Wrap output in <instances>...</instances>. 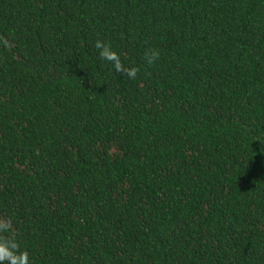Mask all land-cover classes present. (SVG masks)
I'll use <instances>...</instances> for the list:
<instances>
[{"label":"trees","instance_id":"16d2710c","mask_svg":"<svg viewBox=\"0 0 264 264\" xmlns=\"http://www.w3.org/2000/svg\"><path fill=\"white\" fill-rule=\"evenodd\" d=\"M262 148L264 0H0V217L30 264H264Z\"/></svg>","mask_w":264,"mask_h":264},{"label":"clouds","instance_id":"9594fccd","mask_svg":"<svg viewBox=\"0 0 264 264\" xmlns=\"http://www.w3.org/2000/svg\"><path fill=\"white\" fill-rule=\"evenodd\" d=\"M94 47L99 50L100 58L111 63L117 73L130 79L136 78L140 69L124 64L121 56L113 50L111 43L97 40ZM145 58L147 64L152 65L160 58V52L155 48L147 49ZM261 151L264 152V148ZM0 264H30V253L21 248L10 217H0Z\"/></svg>","mask_w":264,"mask_h":264}]
</instances>
